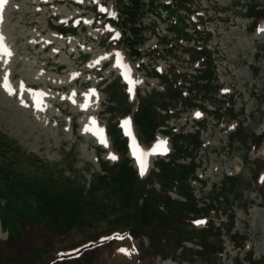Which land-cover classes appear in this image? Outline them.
Returning <instances> with one entry per match:
<instances>
[{
    "label": "rangeland",
    "instance_id": "374dc122",
    "mask_svg": "<svg viewBox=\"0 0 264 264\" xmlns=\"http://www.w3.org/2000/svg\"><path fill=\"white\" fill-rule=\"evenodd\" d=\"M167 1L154 0L155 10L148 8L141 16L145 39L139 46L140 54L135 55L128 43L115 40L121 31L129 34L118 23L115 0H0V133L13 143L12 149L18 146L24 153L6 151L0 155L1 160L6 159L0 167L16 163V171L24 176L56 177L54 183H41L48 191L57 187V180L70 177L86 193L95 176L103 174L100 161L110 166L116 163L111 158L115 151L109 125L111 130L116 123L129 138L134 134L147 149L157 140L165 141L168 150V128L173 133L200 129L203 146L192 152L197 179H191L190 188L199 207L209 205L214 187H224L225 197L213 202L210 217L194 220L193 224L200 228L211 218L215 227H221L218 259L212 264H264V20L254 30L246 18V8L254 3L264 12V0L190 3V21L196 26L192 24L189 30L195 27L202 35L209 33L206 48L222 87L215 97L228 100L233 118L242 121L241 134L235 131L234 120H217L193 106L177 117H168L154 130L155 140L151 142L136 117L133 119V112L141 97H154L153 92L164 89L156 72L168 79L177 76L181 85L184 74L197 75V68L204 67L193 63L184 49L192 47L193 41L177 40L170 47L160 40L169 33V19L158 3ZM108 16L114 22L106 20ZM60 25L73 27L75 32L60 33ZM118 77L120 83L131 85V90L126 85V103L131 105L128 113H114L119 102L109 98L106 90L107 84ZM205 105L213 107L207 101ZM155 108L165 114L160 107ZM254 136L260 137L254 141ZM126 157L128 166L136 171L128 152ZM158 159L151 158L143 175L136 171L140 179L147 178ZM95 187H102V183ZM151 187L161 191L156 180L145 186ZM176 188L167 194L183 200ZM4 193L0 182V264H48L55 254L70 255L96 242L105 244L88 249L81 255V262L54 264H207L193 253L183 255L181 248L172 256L154 255L151 262L147 233L160 224L154 218L152 225L142 224L131 212L132 204L127 206V199L120 193L110 196L112 200H103L108 210L106 218L98 209L99 202L107 197L101 188L89 198L97 204L85 205L81 220L62 228L41 225L37 202L30 194L14 193L18 196L15 198ZM52 199L57 200L55 195ZM127 229L134 230V237L125 234ZM113 230L118 239L128 235V240L111 243L108 237L112 236L107 232ZM183 244L200 249L189 241Z\"/></svg>",
    "mask_w": 264,
    "mask_h": 264
},
{
    "label": "trees",
    "instance_id": "16d2710c",
    "mask_svg": "<svg viewBox=\"0 0 264 264\" xmlns=\"http://www.w3.org/2000/svg\"><path fill=\"white\" fill-rule=\"evenodd\" d=\"M191 1L172 0L168 3H158V6L166 11V16L169 19V33L162 35L160 40L168 42L170 47H174L173 44L177 40L180 42L185 40L188 43L193 40L194 46L184 49L188 51L192 62L200 59L205 68L197 75L188 76L184 74L182 80L188 82V85H180L177 76L168 79L164 73L156 72L162 80L164 89L153 92L154 97H141L133 112L134 119L136 117L137 124L143 129L142 132L146 135L147 141L155 137L154 130L158 126L164 125L168 117H177L180 111H187L193 106H199L208 114L216 117L217 120L222 118L228 122L234 120L236 123L235 131L239 132L238 134H241L240 129H243L241 128L242 121L233 118L234 114L228 106V100L215 97L220 92L221 85L218 81L210 51L204 46V41L209 38V33L202 35L197 30L193 32L187 30L189 20H191L190 14L192 13L190 5H188ZM115 2L118 8V23L123 29L126 27L130 34L121 31L122 35L119 37V41L128 43L132 54L139 55V46L144 42L143 33L144 28L146 29V26L141 25V16L148 8L155 10L154 0H149V3H146L145 0H115ZM259 7V4L254 3L246 8V16L252 20L254 26L264 18V12H261L262 9ZM97 14L99 17L103 16L101 13L97 12ZM157 14L159 15L158 12ZM109 20L113 21L111 18ZM57 28L62 33L75 32V28H65V25H60ZM201 41L203 43H199ZM106 90L109 98L119 102L120 106L114 107V113L116 114L118 111L128 113L131 105L126 103L128 100L126 84L120 83L119 78H117L107 84ZM198 99L201 100L199 104L197 103ZM205 101L210 102L213 109H208L204 103ZM156 106L163 109L165 114L157 111ZM168 129L172 150L167 156V160L161 158L155 162V169L149 171L145 180L140 179L136 171L128 166L126 157L128 151L127 139L122 135L121 129L117 128L116 123H114L111 130L110 125L108 126V135L112 140L116 163L110 166L109 162L101 160L100 165L103 174L95 176L92 187L86 193H84V187L80 189L75 186L70 177L64 178L62 181L57 180V187L48 191L49 188L41 186V183L43 184L45 181L54 183L56 177H50V175H44L43 177L42 174L24 176L16 171V166H14L16 163L14 162V165L0 167V182L5 189L4 196L9 195L16 198L22 191L24 195L30 194L37 202H35L38 214L36 215L41 225L48 223L51 227L62 228V226H70L73 222H79L81 220L79 215L85 205L97 204L90 201L89 198L101 188L107 193V197L99 202L98 209L102 211L103 218H106L108 210L107 207L105 208L102 205L103 200H109L111 199L110 196L120 193L124 200L127 199V206L132 204L131 212H135L138 218L142 220V224H145V226L152 225L153 218L160 224L155 226V230L151 229L152 232L147 233L148 238L151 240V262H153L154 255L172 256L181 248L183 255L189 256L190 253H193L203 263L212 264L218 259V243L220 242L218 237L220 236L219 230L221 227H215L214 220L211 218L201 228H197L193 221L197 218L210 217L211 211L215 208L213 202H218L219 198L225 197L224 187H214V190L211 191L213 194L209 197V205L205 203L204 207L198 206L199 200L192 193L190 181L193 178L197 179L195 175L196 164L191 156L192 152L197 151L203 145V141L200 139V130L173 133L170 128ZM259 137L254 136L256 140H253L257 141ZM257 145H259V142L256 143ZM12 146L13 143L0 133V155L10 150L24 154L18 146H14V149H12ZM180 159H188V161L182 163L179 162ZM5 161L6 159H0L1 163ZM154 180L157 181L161 191H156L154 187L145 188L148 183L152 184ZM98 183H102V187L96 189L95 186ZM174 187L178 194L183 197V200L171 199L167 194L168 190ZM14 193H17L18 196H15ZM53 195L57 198L56 202L52 199ZM140 200L141 203L139 204ZM160 207L163 208V211H160ZM133 231V229L131 231L127 229L125 234L129 232V235L134 237ZM116 232L114 230L108 231L107 236H112L111 240L115 241L116 235L114 233ZM128 238V235H126L124 240ZM91 241L93 240H89V242ZM187 241L200 246V249L186 247L183 243ZM69 261L81 262V256L64 260V262Z\"/></svg>",
    "mask_w": 264,
    "mask_h": 264
},
{
    "label": "snow or ice",
    "instance_id": "6c2138e0",
    "mask_svg": "<svg viewBox=\"0 0 264 264\" xmlns=\"http://www.w3.org/2000/svg\"><path fill=\"white\" fill-rule=\"evenodd\" d=\"M262 31H264V29H262ZM4 52H5L6 54H10V50L7 49V48H4ZM197 115H199V113H197ZM125 123H127V121H126ZM102 142H103V143H106V141H103V140H102ZM159 143H160V144H163V145H166V142H165V141H161V142H159ZM164 150H165V151L167 150L166 147H165ZM135 154H136V153L134 152V155H135ZM144 155H145V154H144L143 152H141L140 156L137 157V159H138L139 162H140L141 175L144 174V171H145V168H146V161L143 159V156H144ZM111 158H112V159H116L115 155H112ZM197 223H201V221H197ZM121 250H122V251H125V250H123V249H121Z\"/></svg>",
    "mask_w": 264,
    "mask_h": 264
},
{
    "label": "bare ground",
    "instance_id": "6f19581e",
    "mask_svg": "<svg viewBox=\"0 0 264 264\" xmlns=\"http://www.w3.org/2000/svg\"><path fill=\"white\" fill-rule=\"evenodd\" d=\"M163 144L157 143L154 146H162Z\"/></svg>",
    "mask_w": 264,
    "mask_h": 264
}]
</instances>
